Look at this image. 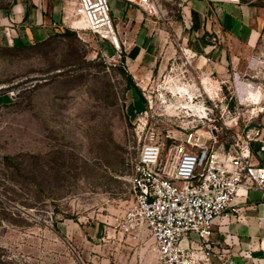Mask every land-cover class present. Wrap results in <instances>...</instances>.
<instances>
[{
  "label": "rangeland",
  "instance_id": "1",
  "mask_svg": "<svg viewBox=\"0 0 264 264\" xmlns=\"http://www.w3.org/2000/svg\"><path fill=\"white\" fill-rule=\"evenodd\" d=\"M15 1L22 10L0 22V264H161L149 230L127 222L137 123L151 104L153 114L192 124L197 114L177 86L200 100L205 80L218 98L254 81L262 91L246 84L243 104L264 106V63L252 61L264 59V29L248 46L200 0H158L155 15L132 21L116 15L128 3L110 0L118 50L82 19L64 22L62 9L48 16L34 0L0 7ZM21 26L44 33L23 41ZM141 39L156 56L144 69L131 63Z\"/></svg>",
  "mask_w": 264,
  "mask_h": 264
},
{
  "label": "built area",
  "instance_id": "2",
  "mask_svg": "<svg viewBox=\"0 0 264 264\" xmlns=\"http://www.w3.org/2000/svg\"><path fill=\"white\" fill-rule=\"evenodd\" d=\"M124 1L142 8L149 17L157 13L158 0ZM65 3L70 25L82 18L87 29L121 49L123 40L110 0ZM251 82L245 85L261 90V85ZM218 91L221 98L205 87L200 100L189 97L197 104L192 124H177L162 113L153 114L150 104L144 109L143 125L138 122L135 128L138 150L129 174L132 199L127 222L149 230L161 264H211L215 219L237 211L235 200L249 189L264 197V163L256 161L253 152L255 141H261L260 149H264L263 128L254 123L264 106L255 103L247 108L239 91L229 96ZM233 95L238 99L234 104ZM222 101H226L223 107ZM162 123L167 126L160 129ZM232 124L237 126L236 133H230Z\"/></svg>",
  "mask_w": 264,
  "mask_h": 264
},
{
  "label": "crops",
  "instance_id": "3",
  "mask_svg": "<svg viewBox=\"0 0 264 264\" xmlns=\"http://www.w3.org/2000/svg\"><path fill=\"white\" fill-rule=\"evenodd\" d=\"M34 1L42 3L43 12L46 11L48 16L52 13L56 14L59 9H62V12H64L63 21H68L66 18L68 5L65 0ZM198 3L197 6H199L202 13L208 12L215 16L220 27L240 44L257 45L264 29V0H240L239 2L200 0ZM14 6L17 12L19 9L22 10L17 6L16 1L9 7H0V22L5 23L7 21L6 17L15 9ZM132 7L135 11L139 10L141 15H130L128 12ZM43 12L41 16H43ZM118 12L116 14L118 17L126 14L130 21L139 17L143 18L146 14L142 8L124 3L118 8ZM36 16L38 18V14ZM115 19H117L116 16ZM48 29L52 30L53 28ZM42 33H44V28H41L40 31L29 26H21L17 29V35L24 41H28L33 37H40V35H43ZM135 45L138 50H134L133 54L135 56L132 55L131 60L134 68L141 66L144 69L147 67L148 62L154 65L156 58L153 52L154 43L141 39ZM131 47H134V45ZM252 61L256 63L262 61L264 63V59L258 56L253 57ZM219 66L225 68L224 60H219ZM238 83L239 93L243 95L245 93L243 90L246 86L245 82L238 80ZM254 123L263 128L262 138L264 139V110ZM261 143V141L253 143V152L255 160L264 163V149H260ZM234 205L238 208L237 211H232L227 216H218L215 219V231L212 237L214 243L212 244L210 257L211 264H264V197L262 193L256 189H249L247 195L243 194L237 197ZM184 244L188 245V241L185 240Z\"/></svg>",
  "mask_w": 264,
  "mask_h": 264
},
{
  "label": "bare ground",
  "instance_id": "4",
  "mask_svg": "<svg viewBox=\"0 0 264 264\" xmlns=\"http://www.w3.org/2000/svg\"><path fill=\"white\" fill-rule=\"evenodd\" d=\"M82 19V18H80ZM82 21H84V19H82ZM85 22V21H84ZM86 23V22H85ZM87 26V25H86ZM205 88L208 92H213L215 90V88H213V84L210 82V81H206L205 80ZM177 89L180 91L181 90V94L183 95V97L186 98L187 102L189 103H186V106H184V108H187V107H193L195 110V113L197 114V111H196V108L195 106H197V104H195L194 102H192L189 97L192 96L191 94V91L188 89V87H186L185 85L184 86H177ZM189 95V97H188ZM192 105V106H189V105Z\"/></svg>",
  "mask_w": 264,
  "mask_h": 264
},
{
  "label": "trees",
  "instance_id": "5",
  "mask_svg": "<svg viewBox=\"0 0 264 264\" xmlns=\"http://www.w3.org/2000/svg\"><path fill=\"white\" fill-rule=\"evenodd\" d=\"M24 41V40H23ZM130 83L133 85V81L132 79L130 78ZM142 99L144 100L143 96L141 95Z\"/></svg>",
  "mask_w": 264,
  "mask_h": 264
}]
</instances>
